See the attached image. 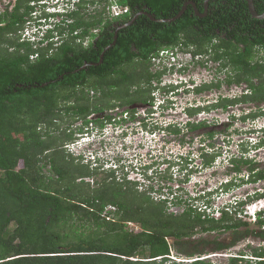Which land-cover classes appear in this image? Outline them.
Wrapping results in <instances>:
<instances>
[{"label": "trees", "instance_id": "16d2710c", "mask_svg": "<svg viewBox=\"0 0 264 264\" xmlns=\"http://www.w3.org/2000/svg\"><path fill=\"white\" fill-rule=\"evenodd\" d=\"M38 1L16 0L0 11V264H213L201 258L227 251L249 234L264 239V212L255 223L259 231L250 230L237 211H222L215 218L188 207L175 215L168 211V199L157 201L151 192H139L138 183L125 178L118 182L113 173L101 178L99 188H92L84 179L98 173L65 150L86 125H104L102 118L89 120L92 115L153 103V83L165 72L151 71L152 60L164 49L201 56V65L213 61L226 73L224 80L196 88L198 93L221 88L222 83L246 84L248 93L220 97L206 110L264 104V19L252 17L247 0H210L205 17L189 6L172 23L140 15L121 29L143 11L157 19L172 18L188 1L203 14L205 0H113L130 9L118 18L107 11L110 0L83 1L68 15L71 22L57 27L59 40L46 46L25 41L21 34ZM254 4L263 14L264 0ZM90 5L101 9L88 12ZM202 110L185 109L191 118ZM259 116L264 110L239 119L246 122ZM65 118L74 120L73 125L78 120L84 124L76 130L72 124L62 129L57 121ZM186 125L197 130L209 124ZM170 130L182 133L178 126ZM215 133H208L211 140ZM259 144L264 145V137ZM210 152L201 154L206 166L220 156L217 150ZM230 164L232 173L247 168L249 182L264 180V169L248 157L231 158ZM256 198H264V193ZM108 206L117 207L108 213L110 218L103 215ZM127 223H136L141 230H129ZM243 227L246 230L240 232ZM216 231H232L233 241L193 240L197 233ZM173 249L187 260H197H173ZM246 256L230 257V264H264V247L253 250L255 260Z\"/></svg>", "mask_w": 264, "mask_h": 264}, {"label": "rangeland", "instance_id": "374dc122", "mask_svg": "<svg viewBox=\"0 0 264 264\" xmlns=\"http://www.w3.org/2000/svg\"><path fill=\"white\" fill-rule=\"evenodd\" d=\"M15 1L0 0V11H4L6 6L11 8ZM62 1L45 0L42 4L37 5L36 14L39 16L43 12H46V14L54 13L56 11L54 8L55 4L59 5ZM87 8L88 12L94 13L95 9L99 7L90 5ZM46 21L48 24V20ZM33 25H37V23L34 22ZM263 52H261V55L264 56ZM35 58L36 56L33 59ZM218 66V63L213 61H208V64L205 66L200 64L192 65L186 76L187 80L190 79V83L179 86L176 90L177 93L173 95L169 94V98L166 96L167 94H164L163 88L168 89L170 85L179 84L180 81L176 80L182 78L178 74L173 75V73L165 72L161 84L157 81L153 83L154 90H152L151 94L153 97V94L156 93V97L153 98L157 103L161 104L163 101H160V99L166 97L167 103L165 107L159 109L150 104L148 107H145L146 105L137 107L138 114H145L158 109V115L151 119L146 128L143 127V124L138 126L136 122L129 129L120 124L119 128H117L118 130L114 131L113 128L106 130V132H110V135L106 136L103 148L107 145L108 152H111L110 159H116V162L119 163L118 166L123 164L121 157L126 158L124 162L126 164L125 168L129 170V179L126 180L132 183H144L142 186L137 184L139 192H151V196L157 201L168 199V211L175 215L182 213L188 207H192L201 212L206 211V214H210L215 218H220L221 213L217 211L219 208L231 202H236L235 200L237 199H245L255 192L264 191L263 180L252 184L245 182L247 178L245 174L247 168L245 167L244 173L241 175L245 176V181L238 178L235 185L224 187V189L222 187V183L231 180V175L235 174L232 173L233 170L231 168L233 165L230 164L231 158L248 157L260 165L259 169H264V145L260 146L259 144L264 137L261 130L264 129V116L248 119L246 122L239 119L242 114L263 111L264 104L238 103L224 109V111L222 109L206 110L205 108L214 104L219 96L231 99L248 93L246 84L229 87L225 83H222L221 90L211 89L208 92H196L197 87L195 85L197 84L201 86L205 82H218V80L225 79L226 73L217 71ZM162 69L163 66L159 68L155 65L152 66L151 71L156 72ZM91 95L94 96L92 92ZM198 106H201L204 110L196 116L188 118L185 109ZM123 111H125V107L120 106L115 109L106 110L104 113L105 115L111 114L114 116L116 113ZM73 121L71 118H65L64 121H57V124L64 129L68 125H73ZM188 121L210 123L211 129L216 132L214 138L211 140L206 133L202 134L206 130L199 133L194 132L192 137L190 134H186L187 129L185 127ZM80 125L81 121L78 120L74 123L72 129L76 130ZM170 126L182 128V133H174L170 130ZM202 135L205 136L202 137ZM95 140L89 148L93 150L102 148L98 142L99 140L97 138ZM213 142L214 145L210 147V151L217 150V152H220V156L216 158L212 166L205 168L202 165V147L210 143L213 144ZM74 149H76V146L73 147ZM77 151L80 152L79 149ZM66 152L69 156H73L67 150ZM108 167L110 166H105V168ZM48 170L49 167L46 168V171ZM91 170L99 174H95L89 178L86 177L84 182L90 183L92 188H99L102 185L101 178L104 175H111L110 173H105L110 172L109 169H104L105 172L97 171L95 168ZM116 175L118 176L116 178L118 182L125 181L121 171L118 174L116 173ZM146 177L150 180H145ZM207 202L210 203L211 208L206 206ZM257 202L259 201L255 199L252 204ZM262 203L264 210V199ZM245 207L242 206L241 208H244L246 211ZM108 210L116 211L117 207L108 206L103 214H107ZM237 217L242 218L243 221H248L250 230L259 231L260 227L254 224L252 217L251 219H248L250 216L243 217L237 215ZM127 226L129 230H141L136 223H127ZM245 230V227L239 229L240 232ZM201 237L211 241L217 240L230 244L233 241L234 233L232 231L197 233L194 235L193 240ZM260 247H264V239L256 234H249L247 237L240 239L231 249L224 251V253L210 254L207 257H211L209 260L213 264H230V257H239L240 254L247 255V259L255 260L254 257L251 258L253 250ZM207 250H211V248ZM208 253L211 252L209 251ZM172 259H176L178 262L188 261L186 257L177 255L175 249L172 252Z\"/></svg>", "mask_w": 264, "mask_h": 264}, {"label": "clouds", "instance_id": "9594fccd", "mask_svg": "<svg viewBox=\"0 0 264 264\" xmlns=\"http://www.w3.org/2000/svg\"><path fill=\"white\" fill-rule=\"evenodd\" d=\"M44 1L45 0H39L38 2H35L32 4L35 7V10L33 11L32 15H31L32 19H30V21H28V23L25 25L24 29L21 31L23 40L30 41L33 44L41 45V46H46L50 42L58 41L60 38L59 33L57 31V27H59V24H62V26H63L65 20H67L66 22L70 23L71 20H68V15L73 13L74 11L78 10V6H77L78 4L82 3L83 1H89V0H63L61 4H59V5L55 4L54 8L56 9V11H54V13L46 14V12H43V14H40L38 16V14H36V7H37V5L42 4ZM110 1H111V3L109 5V7L107 8L109 15H110L109 9L111 8V6L114 4L119 5L117 2H115L113 0H110ZM127 8H129V7H127ZM129 13H130V9H129V12L127 14H129ZM127 14H124V15H127ZM111 18H113V17H111ZM116 18H118V17H116ZM58 19H59V21H58ZM46 20H48V22H49L48 24L46 23L47 22ZM34 22H36L37 25H33ZM93 31L96 34L98 33V30H93ZM201 60H202L201 56H194L190 52L187 53L183 50L176 48V49L161 50L159 53V56L154 57L152 61L159 68H161L163 66V69L161 71L164 70V72H170V73H173V75L178 74L182 78L183 76H186L187 69L191 68L192 65L193 66L197 65L198 63H200ZM176 81H178V82L180 81L179 84H175L174 86L170 85L169 86L170 90H169V87H168V89L163 88V90H167L168 93H166L167 95L166 94L165 95L168 98L170 97L169 94H171V91L176 90V88H179V86L185 85V84L190 82V80H186V79H180V80H176ZM92 94H94V93L92 92ZM155 95H156V93L153 94L154 98L156 97ZM163 96H164V94H163ZM166 99H167L166 97H162L160 99V101H163V103L162 104L160 103L159 105L155 100H153V103L151 105H153V107H157L160 109L161 107H165V105L167 103ZM138 106H141V104L137 103V104H134L132 106L125 107V109H131L133 111V115H132L131 119H133L135 113L138 115V112H137ZM121 107H124V106H121ZM157 111H158V109L153 110L152 112H156L155 114H157L158 113ZM105 116H106L105 113H103L102 115H96V114L92 115L89 118V120L94 121L97 118H102L104 121L103 122L104 125L103 126H99V125L94 126V124L86 125L82 132H78L75 135V140L73 142L68 143L65 146V149L76 158L77 162H79L85 166H88L90 169L95 168V169H97V171H100V172H105L104 169H109L110 172H105V173H108V174L113 173L116 178L118 177L116 175V173L118 174V172L121 171V174L123 175V177L125 179H129L128 178L129 170H126V168H125L126 164L124 163L126 160L125 157L124 158L121 157V162L123 164H120L118 166L119 163L116 162V159H110L111 152H108V149H102L101 148V149L93 150V149L89 148L90 146H92V142L96 141L95 138H97L99 140L98 142L100 144H102L103 142L106 141V136L108 137L110 135L109 131L106 132V130L108 128H113L115 131V130H118L117 128H119L120 124L124 125L125 122L129 121V120H126L125 118L122 117L123 116L122 112L117 113L115 116L111 115L114 117V120L108 121V122H105V119L103 118ZM80 121H81V125L79 127H82V125L84 123L82 122V120H80ZM208 124L210 125V123H208ZM126 129H127V127H126ZM261 130L263 131L264 129H261ZM263 135H264V133H263ZM98 137H100V138H98ZM69 145H72V147L70 148ZM74 146H76V149L73 150ZM77 149H79L80 152H78ZM86 149H88V150H86ZM203 153H208V152L202 151L201 154H203ZM209 153H211L210 150H209ZM201 157H202V155H201ZM113 165H115V166H113ZM202 165H203V167L206 166L203 163V158H202ZM105 166H110V167L105 168ZM206 167L209 168V166H206ZM243 173L244 172L242 171L239 174L235 173V174L231 175L232 176L231 180H228L227 182L222 183L223 189H224V187H230L232 185H235V183H237L236 180L238 178L242 179V181H245L244 180L245 176H241ZM245 174L247 175L245 182L247 184H252L253 182H249L250 177H249V173H248L247 169H246ZM82 180L83 179H81L80 181H82ZM145 180L149 181L150 179H148V177H146ZM84 181H85V179H84ZM137 183H138V185L140 184L141 186H142V184H144V183H139V182H137ZM258 193L262 194V193H264V191L255 192L253 195H249L245 199H241V198L239 200L237 199V200H235L236 202H231V203L227 204L226 206L219 208L217 211L219 213H221L222 211H230L231 213L233 212V214L237 211V215H241L243 217H245V216L249 217L250 216L248 219H251V217H252L254 219V224H255L258 220L259 214L261 212H264L263 206H262L263 205L262 200L264 198L257 199L256 194H258ZM255 199L258 200L259 202L252 204V202ZM206 206L208 208L212 207V206H210V203H208V202H207ZM242 206L243 207L246 206L245 207L246 211L244 208H241ZM109 211L111 213L115 212L112 210H108L107 214L105 213L103 215L110 218V215L108 214V213H110ZM202 212H206V211H202ZM220 216H221V214H220ZM222 253H224V252H222ZM211 254H217V253H211ZM207 256H204L201 259H211V257H207ZM195 260H197V259H191V260H188L187 262H192Z\"/></svg>", "mask_w": 264, "mask_h": 264}, {"label": "flooded vegetation", "instance_id": "af4514ba", "mask_svg": "<svg viewBox=\"0 0 264 264\" xmlns=\"http://www.w3.org/2000/svg\"><path fill=\"white\" fill-rule=\"evenodd\" d=\"M88 43V41H85V44H87ZM198 64H200L201 65V63H198ZM206 64H208V62H206ZM205 64V65H206ZM205 65H203V66H205ZM219 65V64H218ZM190 69V68H189ZM189 69H187V73H186V76H187V74H188V72H189ZM217 71H219V72H223V71H220V68H219V66H218V68H217ZM224 73V72H223ZM221 74V73H220ZM165 75V74H164ZM186 76H183L182 77V79H186ZM163 77V76H162ZM162 77L160 78V81H157L158 83H160L161 84V80H162ZM187 80V79H186ZM190 80V79H189ZM213 82V81H212ZM212 82H210V83H212ZM218 82H219V80H218ZM190 83V82H189ZM189 83H187V84H189ZM210 83H208V82H205V84L207 85V84H210ZM215 83V82H214ZM217 83V82H216ZM192 84V83H191ZM205 84H202L201 86L200 85H195V87H197V88H201V87H203ZM193 88H194V86H192ZM192 88V89H193ZM178 88H176V90H177ZM195 89V88H194ZM213 89H215V90H221L220 88H213ZM212 89V90H213ZM176 90H173V91H171V94L173 95V94H175V93H177L176 92ZM211 89H205L204 91H202V92H208V91H210ZM164 92V94H166V93H168L167 92V90H164L163 91ZM201 92V93H202ZM218 98H220V96L218 97ZM215 102H217V100L215 101ZM150 104V103H149ZM149 104H141V106H145V107H148V105ZM151 105V104H150ZM146 111H148V110H146ZM156 112H148V113H145V114H136L135 113V115H134V117H133V119H130L129 121H127V122H125V126L127 127V129H129V127H131V126H134V124L137 122V124H138V126H141L142 124H143V127H145L146 128V126L150 123V121H151V119L153 118V117H156V115H158V114H155ZM186 115H187V117L188 118H191L187 113H186ZM108 117H112V119L111 120H109L108 119ZM104 119H105V122H108V121H112V120H114V117L113 116H111V114H107L105 117H103ZM98 119V118H97ZM189 122V121H188ZM187 122V123H188ZM145 125V126H144ZM136 126V125H135ZM186 129H187V132H186V134H190L191 135V137H192V134L194 133V132H197V133H199V132H202L203 130H206V131H204V132H202V134H207V136H208V133H210V132H214L215 130H212L211 128H212V126L211 125H205V126H202L201 128H199V129H197V130H189V127L186 125V127H185ZM181 130H182V128H180ZM127 132V131H126ZM183 134H185V133H183ZM205 135H202V137H204ZM209 137V136H208ZM103 144H105V143H102V144H100V146L102 147V149H107V145H106V147L105 148H103ZM212 145H214V142H213V144ZM203 146V145H202ZM210 146H211V143L210 144H207L206 146H204V147H202V151L203 152H208L209 153V150H210ZM206 148H208V149H206ZM101 149V148H100ZM205 168H206V166H205ZM208 168V167H207ZM81 180V179H80ZM79 182H81V181H79Z\"/></svg>", "mask_w": 264, "mask_h": 264}, {"label": "water", "instance_id": "95a60500", "mask_svg": "<svg viewBox=\"0 0 264 264\" xmlns=\"http://www.w3.org/2000/svg\"><path fill=\"white\" fill-rule=\"evenodd\" d=\"M209 1L210 0H205V3H204V8H205V12L203 14H201L197 8V5L193 2V1H188L186 2L182 9L179 11V13L172 17V18H168V19H157L155 18L153 15H151L150 13L146 12V11H143V12H140L139 14H137L135 17H133L129 22H127L126 24L122 25L119 29L121 28H125L127 26H130L132 25L138 18L140 15H147L151 20L153 21H156V22H164V23H172V22H175L177 21L178 19L181 18V16L186 12L187 8L189 6H193L194 10H195V13L196 15L200 16V17H205L206 14L208 13V7H209ZM248 2V6H249V11L252 15V17L254 19H260V20H263L264 19V13L263 14H259L255 8V4H254V0H247ZM116 39H117V33H116V36H115V41L112 45H114L116 43ZM111 46H109L107 49H110ZM103 56L104 54L102 55L101 57V62L103 60ZM100 62V63H101ZM89 65H92V64H89ZM93 65H98V64H93ZM86 66H84L82 69H85Z\"/></svg>", "mask_w": 264, "mask_h": 264}, {"label": "built area", "instance_id": "2783aa9c", "mask_svg": "<svg viewBox=\"0 0 264 264\" xmlns=\"http://www.w3.org/2000/svg\"><path fill=\"white\" fill-rule=\"evenodd\" d=\"M109 12H110L111 17L116 18V17H120V16H122L124 14H127L129 12V8L121 7V6L117 5V4H114L109 9ZM159 104L160 103L158 102V105ZM122 114H123V116H122L123 118H125L126 120H130L132 118L133 112H132L131 109H125V111H123ZM69 147L71 148L72 145H69Z\"/></svg>", "mask_w": 264, "mask_h": 264}]
</instances>
